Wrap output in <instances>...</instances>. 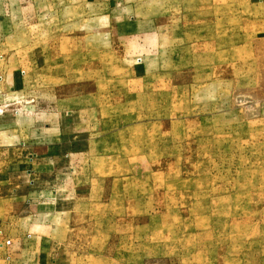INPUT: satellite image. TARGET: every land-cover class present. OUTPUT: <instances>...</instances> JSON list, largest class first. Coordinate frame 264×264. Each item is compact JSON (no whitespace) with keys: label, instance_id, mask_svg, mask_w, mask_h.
Returning <instances> with one entry per match:
<instances>
[{"label":"rangeland","instance_id":"1","mask_svg":"<svg viewBox=\"0 0 264 264\" xmlns=\"http://www.w3.org/2000/svg\"><path fill=\"white\" fill-rule=\"evenodd\" d=\"M70 112L62 264H264V0H0V163Z\"/></svg>","mask_w":264,"mask_h":264},{"label":"crops","instance_id":"2","mask_svg":"<svg viewBox=\"0 0 264 264\" xmlns=\"http://www.w3.org/2000/svg\"><path fill=\"white\" fill-rule=\"evenodd\" d=\"M73 117L71 112L66 113V116H63L59 122L60 128L56 127L58 125L51 121L43 123L47 126H43V128L40 126V130L35 132L36 141L43 140V144H36L39 147H33L34 150L37 149L41 152L42 157L41 160H38V163H43L51 170L49 174H44V183L46 184L44 188H40L38 191V188H34L39 183L34 169L38 163L20 161L21 163H17L15 166L14 163H0V184H4L7 188L6 193H0V234L11 238V242L4 246L5 248L0 247V264H62V259L58 256L61 247L57 238L59 230L54 223V214L57 212L55 209L40 212L37 208L48 206L53 201L52 198L57 196V192L52 189V184L59 182L61 176L54 171L63 173L71 168V165L64 160L66 154L59 153L57 155L55 153L69 154V152L80 150V143L77 140L69 143V145H72L71 148L67 143H64L65 139L69 140V134L65 132L66 125L69 120H73ZM38 131L39 133L41 131L42 134L40 135ZM75 137L73 136V139ZM29 144L26 145L24 141L20 142L18 156L19 154L23 155L24 152L29 160L32 149ZM43 150L46 154L42 153ZM31 161L30 159L29 162ZM9 165H11L10 168L16 167L22 173L17 176L18 180L8 174ZM14 179L16 180L13 182ZM11 184H13V187L7 186ZM35 192L37 194H34ZM35 196H37V199ZM39 197L41 205L37 202ZM16 198H21L25 202V209L16 210L22 204L14 208L11 206L16 203ZM47 198L50 202L45 201ZM22 211H25V213L22 214Z\"/></svg>","mask_w":264,"mask_h":264}]
</instances>
